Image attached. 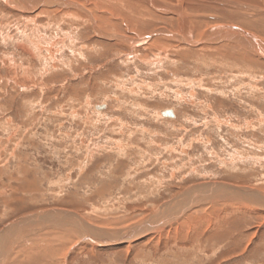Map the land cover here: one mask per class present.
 Returning <instances> with one entry per match:
<instances>
[{
    "label": "rangeland",
    "instance_id": "374dc122",
    "mask_svg": "<svg viewBox=\"0 0 264 264\" xmlns=\"http://www.w3.org/2000/svg\"><path fill=\"white\" fill-rule=\"evenodd\" d=\"M8 1L0 264H264V76Z\"/></svg>",
    "mask_w": 264,
    "mask_h": 264
},
{
    "label": "bare ground",
    "instance_id": "6f19581e",
    "mask_svg": "<svg viewBox=\"0 0 264 264\" xmlns=\"http://www.w3.org/2000/svg\"><path fill=\"white\" fill-rule=\"evenodd\" d=\"M12 1L14 3L10 1L8 2L15 6L19 5L22 9L24 8V10H29V12H34L35 10L42 8L41 12L45 11L46 13H48L53 11V14L56 13V16L58 17L61 16V13L63 11H65L64 13L73 12L77 17L82 15L84 16L82 18H87L88 22L91 23L90 25L93 26L94 32L98 34V36L106 35L102 30L100 23H107L108 20L114 22L115 26H127L125 27V29L127 30H138L146 28L145 24L147 22L156 25L154 23L160 20L159 17H165V23H169L170 25L167 24L169 27L163 25L162 27H158L156 29L157 35L160 36L158 39L164 37V39L166 41H169L171 45L173 43H178L180 48L186 47L191 48V50L194 51L196 50L194 54L200 56L201 58L211 59L214 62H220V64H222L223 67H226V69H229V71L237 66V73L241 72L242 75H247L249 73L254 77H257V75L260 73V75L262 74L264 76V71L262 69L264 68V0ZM55 4H58L61 9H55ZM79 11H81L80 13L82 14L78 13ZM94 12H96V14ZM140 25L142 27H138ZM116 29L118 30L120 28ZM141 37L134 38L133 36L125 35L123 37L117 36L115 37V39L121 40V38H125L124 40H126L132 46H139L143 42L146 43V41L149 40V38ZM194 38H197V40L199 39V41L194 40ZM149 47H151V45ZM22 48L25 47L22 46ZM161 51L167 52V50L164 49H161ZM135 52L136 50H134L133 52H128V54H125L124 56L127 55L126 57L129 59V57L133 56ZM207 54L211 56H208ZM146 56L147 55H142L141 57L143 58V60H145V62H148L147 60L149 59H147ZM157 57L162 58L161 52L158 53ZM250 86V88H252L253 90H259L258 86ZM170 110L172 111V114L177 117L175 109L170 108ZM163 111L165 110H162L160 115L164 117ZM214 117V120L219 119L216 115ZM137 230L138 229H134L133 231L136 232ZM129 232L130 230L128 231V233Z\"/></svg>",
    "mask_w": 264,
    "mask_h": 264
},
{
    "label": "water",
    "instance_id": "95a60500",
    "mask_svg": "<svg viewBox=\"0 0 264 264\" xmlns=\"http://www.w3.org/2000/svg\"><path fill=\"white\" fill-rule=\"evenodd\" d=\"M163 114L173 116L172 111L170 109L164 111Z\"/></svg>",
    "mask_w": 264,
    "mask_h": 264
}]
</instances>
